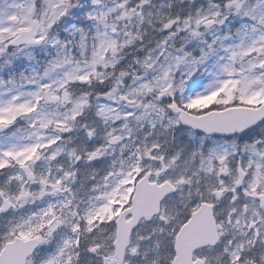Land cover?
I'll return each mask as SVG.
<instances>
[{
  "label": "snow or ice",
  "instance_id": "6c2138e0",
  "mask_svg": "<svg viewBox=\"0 0 264 264\" xmlns=\"http://www.w3.org/2000/svg\"><path fill=\"white\" fill-rule=\"evenodd\" d=\"M0 264H264V0H0Z\"/></svg>",
  "mask_w": 264,
  "mask_h": 264
}]
</instances>
